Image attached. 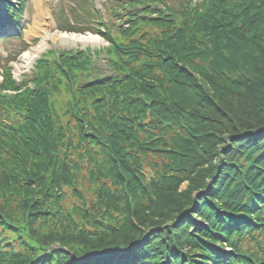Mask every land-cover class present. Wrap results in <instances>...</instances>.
<instances>
[{
  "label": "trees",
  "instance_id": "trees-1",
  "mask_svg": "<svg viewBox=\"0 0 264 264\" xmlns=\"http://www.w3.org/2000/svg\"><path fill=\"white\" fill-rule=\"evenodd\" d=\"M163 2L4 77L0 264H264V0Z\"/></svg>",
  "mask_w": 264,
  "mask_h": 264
},
{
  "label": "rangeland",
  "instance_id": "rangeland-1",
  "mask_svg": "<svg viewBox=\"0 0 264 264\" xmlns=\"http://www.w3.org/2000/svg\"><path fill=\"white\" fill-rule=\"evenodd\" d=\"M166 3L172 4L173 2H179L184 0H165ZM9 2V3H7ZM18 0H3L0 3V12H3V15L0 16V27L2 32L0 33V79L2 71L8 66L11 68L12 73L15 78L22 77L23 74L28 73L32 69V65L39 56L44 53L46 50H71V49H90L91 51L99 50L105 47L107 44L101 39V42L98 44H76V45H64L57 38H47L44 36L45 29L47 32H52L50 25L56 26V22L53 18V15L56 19L59 16L67 15L68 18L73 19L75 14L77 19L81 21L82 26L91 25L94 21L93 17L89 18V8L87 0H24V7L20 12L12 13V8L17 7ZM125 0H92L95 10H98L102 16V22L96 24L99 29L108 26L111 30L113 29V24L118 23V16H115L111 10H119L120 5L125 4ZM150 2H155V0H150ZM20 7V5H18ZM42 6L46 14L44 15V20H39L37 17V8ZM73 7V11L71 10ZM152 7V5H148ZM162 7V5H160ZM144 10V7L139 9V12ZM120 11H122L120 9ZM121 14V12H119ZM149 14V13H148ZM154 15V14H151ZM124 16H127V12L124 13ZM146 18V16H142ZM36 20V21H35ZM128 20H124L123 23ZM50 27V28H49ZM5 38V39H2ZM2 39V40H1ZM26 50H36L41 49L34 57L32 63H22L20 57L23 54L18 53L21 49L25 48ZM18 55V56H17ZM14 61L9 62V65H6L8 60L15 58ZM99 65V70H104L108 72L109 68L103 65L107 64L105 56L100 54L95 60Z\"/></svg>",
  "mask_w": 264,
  "mask_h": 264
},
{
  "label": "bare ground",
  "instance_id": "bare-ground-1",
  "mask_svg": "<svg viewBox=\"0 0 264 264\" xmlns=\"http://www.w3.org/2000/svg\"><path fill=\"white\" fill-rule=\"evenodd\" d=\"M37 13H38L37 17L39 16L40 21L42 19L43 20L45 19L44 15L46 14V11L42 6H38ZM48 26L51 27L52 32L49 33L45 29L44 36L46 37V39L57 38L62 44L67 46L76 45V44H82V45L98 44L101 42V38L98 35L92 34L90 32H85V33L60 32L55 29L54 25H52V21L50 25H46V27ZM40 51H41L40 48L36 50H27L21 55L20 61H22V63L30 64L34 60L35 55Z\"/></svg>",
  "mask_w": 264,
  "mask_h": 264
}]
</instances>
